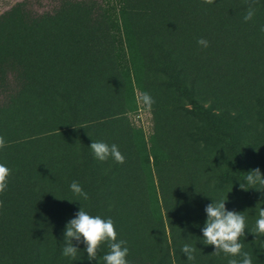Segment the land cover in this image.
Returning a JSON list of instances; mask_svg holds the SVG:
<instances>
[{
	"label": "trees",
	"instance_id": "1",
	"mask_svg": "<svg viewBox=\"0 0 264 264\" xmlns=\"http://www.w3.org/2000/svg\"><path fill=\"white\" fill-rule=\"evenodd\" d=\"M48 1L0 13V264H103L106 244L97 260L75 240L76 260L61 255L80 207L114 221L128 264H228L201 231L226 197L246 219L243 251L264 264L251 233L264 186L245 183L264 175V0L248 22L245 0ZM135 90L154 100L149 140L128 117ZM92 141L124 163L97 161Z\"/></svg>",
	"mask_w": 264,
	"mask_h": 264
},
{
	"label": "clouds",
	"instance_id": "2",
	"mask_svg": "<svg viewBox=\"0 0 264 264\" xmlns=\"http://www.w3.org/2000/svg\"><path fill=\"white\" fill-rule=\"evenodd\" d=\"M203 2L209 5L214 4V0H203ZM245 2L248 8L243 20L248 22L255 16V4L258 0H245ZM260 30L264 32V26H261ZM197 44L205 48L208 47V41L202 37L198 38ZM138 100L147 107H151L154 103L153 98L147 92L139 93ZM4 147H6V142L0 136V149ZM89 147L92 155L99 162L103 163L111 159L114 163L123 164L125 161L124 155L116 144L109 145L103 141H92ZM10 173L11 170L5 164L0 163V193L6 191ZM245 183L250 186L257 184L264 186V175L261 174L259 168H255L248 172ZM69 187L77 197L85 201L89 199L88 193L83 190L77 181H72ZM240 187L244 188L241 185ZM226 199L227 197L216 202L212 201V203L205 206L206 219L201 229L202 242L205 245L214 246L212 252L214 255L220 256L223 253L225 257H232L228 259V264H253L252 257L248 252L243 251V244L241 243V237L245 236V229H247L245 216L241 212L227 210L225 206ZM69 202L72 201L69 200ZM251 233L255 234L256 237H264V208L259 211L255 227ZM63 236L65 244L61 255L64 257L76 260L80 249L74 245L73 241L75 240L77 244L83 242L84 250L90 261L97 260L101 246L106 244L108 251L103 255V264H128L129 249L126 246L127 242L117 239V231L111 218L92 215L89 211L80 207L74 218L66 223ZM181 252L186 255L187 260L192 261L195 259V247L192 245L184 244ZM236 257H241V259L237 260Z\"/></svg>",
	"mask_w": 264,
	"mask_h": 264
},
{
	"label": "rangeland",
	"instance_id": "3",
	"mask_svg": "<svg viewBox=\"0 0 264 264\" xmlns=\"http://www.w3.org/2000/svg\"><path fill=\"white\" fill-rule=\"evenodd\" d=\"M17 1L19 0H0V13ZM32 2L38 7H46L50 4L48 0H32ZM139 93V91L135 90L136 110L128 113V117L131 123L139 128L144 137L149 140L154 130L153 112L150 107H147L139 102Z\"/></svg>",
	"mask_w": 264,
	"mask_h": 264
}]
</instances>
